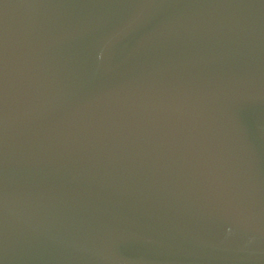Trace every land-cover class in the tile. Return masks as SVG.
Masks as SVG:
<instances>
[{"label": "water", "instance_id": "water-1", "mask_svg": "<svg viewBox=\"0 0 264 264\" xmlns=\"http://www.w3.org/2000/svg\"><path fill=\"white\" fill-rule=\"evenodd\" d=\"M0 264H264V0H0Z\"/></svg>", "mask_w": 264, "mask_h": 264}]
</instances>
